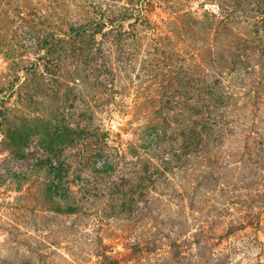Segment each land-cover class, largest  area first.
<instances>
[{
	"label": "rangeland",
	"instance_id": "rangeland-1",
	"mask_svg": "<svg viewBox=\"0 0 264 264\" xmlns=\"http://www.w3.org/2000/svg\"><path fill=\"white\" fill-rule=\"evenodd\" d=\"M0 264H264V0H0Z\"/></svg>",
	"mask_w": 264,
	"mask_h": 264
}]
</instances>
